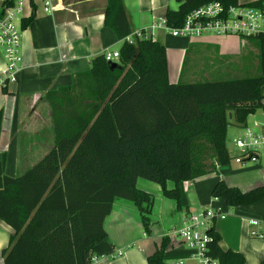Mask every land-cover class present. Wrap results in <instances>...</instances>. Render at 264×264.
I'll return each mask as SVG.
<instances>
[{
    "label": "trees",
    "instance_id": "16d2710c",
    "mask_svg": "<svg viewBox=\"0 0 264 264\" xmlns=\"http://www.w3.org/2000/svg\"><path fill=\"white\" fill-rule=\"evenodd\" d=\"M15 1L3 0L0 16ZM177 1L178 9L166 13L175 27L210 1L228 7L258 6L262 0ZM34 16L23 19L22 27ZM105 24L122 41L117 65L100 54L89 71L74 76L72 85L47 94L53 150L23 177L7 175V153L0 157V220L15 231L2 251L5 264H90L95 246L107 237L104 222L117 197L138 206L144 231L150 234L154 195L138 188L139 178L160 184L164 195L189 214L184 182L215 172L232 159L226 144L229 114L234 112L243 124L264 108V38L248 37L259 47L256 75L173 83L161 40L126 41L133 29L123 0H107ZM2 118L0 112V135ZM212 196L230 207L249 205L264 198V186L242 191L221 179ZM208 232V253L219 264H245L242 252L221 248L214 225ZM169 243L163 237L148 257L150 264H169Z\"/></svg>",
    "mask_w": 264,
    "mask_h": 264
},
{
    "label": "crops",
    "instance_id": "0c3cea01",
    "mask_svg": "<svg viewBox=\"0 0 264 264\" xmlns=\"http://www.w3.org/2000/svg\"><path fill=\"white\" fill-rule=\"evenodd\" d=\"M45 1L25 0V13L21 20L33 12L35 16L25 27L21 21L22 66L14 78L5 77L7 61L0 50V112L3 114L0 157L7 153L5 173L13 177L26 175L54 148L53 113L47 94L72 85L76 74L90 70L94 57L108 51H119L122 44L105 24L107 0H51L56 6L51 12L45 11ZM123 1L132 33L137 30L149 32L153 23L166 18L168 9L179 7L177 0ZM252 1L255 0L249 2ZM156 34V39L166 46L169 79L173 83L184 78L186 66L195 61L200 52L214 46L222 57L229 54L240 57V70L246 73L244 76L256 75L259 70V47L255 39L213 33L173 36L162 29ZM136 38L133 37L134 40ZM232 114L226 137L232 157L230 163L219 165L215 172L185 181L184 187L190 213L204 208H213L221 213L213 222L221 236V248L242 252L245 264H260L264 259V236L259 238L251 232L264 235V198L249 205L230 207L222 198L212 196L214 184L221 179L242 191L264 186V165L240 160L233 142L243 134L244 125L264 117V108L250 114L243 124L236 121L234 112ZM231 126L238 128L232 147L228 144ZM63 168L64 164L57 178ZM167 185L172 188L174 183L168 181ZM137 186L154 195L151 233H145L141 212L134 202L115 198L111 213L104 222L107 237L95 246V260L90 264H150L148 257L161 246L165 236L170 238L165 250V254L172 257L168 263L186 258L185 263L191 264L188 259L190 248L177 236L184 211L178 209L176 200L164 195L160 184L139 178ZM252 221L258 223L255 225ZM14 232L10 225L0 220V264H5L2 251L9 245Z\"/></svg>",
    "mask_w": 264,
    "mask_h": 264
},
{
    "label": "built area",
    "instance_id": "2783aa9c",
    "mask_svg": "<svg viewBox=\"0 0 264 264\" xmlns=\"http://www.w3.org/2000/svg\"><path fill=\"white\" fill-rule=\"evenodd\" d=\"M55 8L51 0L45 1V11L51 12ZM24 11L25 0H16L14 4L5 6L0 16V46L5 50L6 78H14L22 66L21 19ZM159 29L173 36H200L213 33L237 34L242 38L254 36L263 39L264 0L258 6L233 5L228 7L220 1H210L188 13L181 26H170L167 19L163 18L153 23L149 32L137 30L129 35L127 40L133 43L134 36L156 40V31ZM105 57L113 62L120 57V52L108 51ZM233 142L240 160L257 166L264 165V117L244 125L243 134L236 137ZM218 216H221V213L213 208H204L198 212L184 214L177 236L190 248L188 259L191 260V264H219L218 260L208 253V243L212 240L208 230ZM252 223L256 225L258 222L252 221ZM251 233L259 238L264 236L256 231ZM93 260L95 258H92ZM185 260L186 258H179L173 264H186Z\"/></svg>",
    "mask_w": 264,
    "mask_h": 264
},
{
    "label": "rangeland",
    "instance_id": "374dc122",
    "mask_svg": "<svg viewBox=\"0 0 264 264\" xmlns=\"http://www.w3.org/2000/svg\"><path fill=\"white\" fill-rule=\"evenodd\" d=\"M249 1L250 0H240V3L246 4ZM0 50L5 55L4 47L0 46ZM240 63L241 58L237 55L229 54L227 56L225 55L222 57L218 54L216 47L214 46L212 48L200 52L196 56L195 61L192 60L186 66L185 76L182 80L186 82H192L198 80H225L242 77L246 73L240 70ZM232 115L233 114L231 112V115H229L230 119ZM250 119L252 120V117H250ZM232 120H234V116L232 117ZM237 130L238 128L231 126L228 143L230 147H232L233 137L238 134Z\"/></svg>",
    "mask_w": 264,
    "mask_h": 264
},
{
    "label": "water",
    "instance_id": "95a60500",
    "mask_svg": "<svg viewBox=\"0 0 264 264\" xmlns=\"http://www.w3.org/2000/svg\"><path fill=\"white\" fill-rule=\"evenodd\" d=\"M112 64H113V66H116L117 65V63H115V62H113Z\"/></svg>",
    "mask_w": 264,
    "mask_h": 264
},
{
    "label": "bare ground",
    "instance_id": "6f19581e",
    "mask_svg": "<svg viewBox=\"0 0 264 264\" xmlns=\"http://www.w3.org/2000/svg\"><path fill=\"white\" fill-rule=\"evenodd\" d=\"M92 262V261H91Z\"/></svg>",
    "mask_w": 264,
    "mask_h": 264
}]
</instances>
